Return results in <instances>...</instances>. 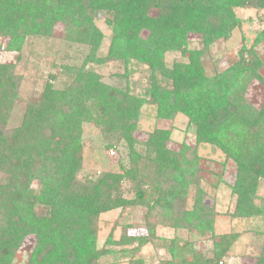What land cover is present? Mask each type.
Returning <instances> with one entry per match:
<instances>
[{
	"label": "trees",
	"instance_id": "trees-1",
	"mask_svg": "<svg viewBox=\"0 0 264 264\" xmlns=\"http://www.w3.org/2000/svg\"><path fill=\"white\" fill-rule=\"evenodd\" d=\"M237 9L264 11V0H0V37L8 39V51L20 52L27 35L52 36L57 23L65 27L66 40L89 49L84 65L61 66L66 87L46 84L13 128L7 123L21 76L13 65L0 63V264H14L28 236L36 241L25 264H99L110 253L96 248L100 215L140 206L146 208L147 237L137 239L139 246L156 237L157 227L183 229L208 235L218 264L238 237H215V214L202 202L196 153L169 150L164 130L138 141L134 135L145 101L128 88L105 84L87 64H120L123 77L131 64L147 67V101L157 117L186 115L196 144L219 149L235 165L232 217L264 218V196L258 200L256 194L264 183V102L256 110L245 97L253 81L264 85L254 51L264 41V28L224 67L212 66L209 74L203 64L212 45L241 28ZM101 16L111 33L104 55L99 52L104 35L95 24ZM190 35L199 37L200 49L188 47ZM170 52H179L186 62L167 68L164 59ZM85 126L101 131L106 149L122 144L127 164L83 179ZM191 187L196 195L187 209ZM128 193L133 196L127 198ZM124 231L115 245L135 242ZM189 247L172 241L167 264L212 263ZM254 264H264V244Z\"/></svg>",
	"mask_w": 264,
	"mask_h": 264
},
{
	"label": "rangeland",
	"instance_id": "rangeland-1",
	"mask_svg": "<svg viewBox=\"0 0 264 264\" xmlns=\"http://www.w3.org/2000/svg\"><path fill=\"white\" fill-rule=\"evenodd\" d=\"M235 13L242 20V26L236 29L228 40L219 41L210 47V53L203 59V64L209 74L212 66L221 68L228 62L234 61L238 51L242 47L249 48L258 32L264 28V11L237 9ZM95 24L104 35L99 51L100 55H104L111 33L103 16L96 19ZM64 33L65 27L57 23L52 36L27 35L22 40L20 52L8 51L6 49L8 39L0 37V63L13 65L15 73L21 76L18 99L7 123L8 128L17 127L20 124L26 104L29 101L37 102L46 84H51L57 90L66 87L69 81L67 76L61 72L62 65H84L89 53L88 47L66 40ZM198 40V36L190 35L188 47L200 49L201 45ZM254 51L261 60L262 67L259 73L264 81V41L258 44ZM164 60L167 68H170L176 61L186 62L179 52L167 53ZM85 67L99 74L105 84L117 88H128L130 94L145 101L140 109L138 131L134 135L138 141L144 142L155 130H164L169 135V150L179 152L186 149L187 152L196 153L200 189L203 193L202 202L208 208L213 209L215 214L213 226L215 237L226 234L238 235L230 247L228 256L221 258L218 264H254L257 249L264 244V218L236 219L232 217L235 197L231 193V188L235 184V165L228 161L219 149L209 144H196L195 129L186 115L176 114L171 119L157 117L156 108L147 101L149 97L147 93L151 86V73L147 67L131 64L128 67L127 76L124 77V69L120 64L110 63L101 66L87 64ZM52 75L55 76V80L50 79ZM158 79L162 80L161 77ZM245 97L250 105L258 110L264 102V85L257 80L253 81ZM105 138L99 129L84 127L85 150L81 173L83 179L88 180V176L96 178L103 171L119 170L120 162L123 165L127 164V150L124 146L119 144L116 148L106 149L108 140ZM113 144L116 142L113 141ZM256 194L258 200L263 198V182H260ZM195 195L196 190L191 187L186 200L187 209H191ZM126 196L130 198L133 195L128 193ZM259 202L257 201L258 204ZM146 215V208L141 206L122 211L116 209L100 215L96 248L110 250V253L101 257L99 264H129L130 260H136L139 264H167L170 260L171 253L168 251L172 241H175L178 246L187 243L192 252L201 253L205 256L204 260H213L210 264H215L211 249L213 241L208 235L203 237H199L196 233L190 235L183 229L157 227L156 237L139 246L137 239L147 237ZM153 220L156 221L157 218L150 219V221ZM123 231L125 236L136 239L135 242L127 246L115 245V242L121 239ZM35 241L34 236H28L23 241L15 255L14 264L26 263L28 255L35 246ZM187 253L191 258L190 251ZM190 258L187 259L190 260Z\"/></svg>",
	"mask_w": 264,
	"mask_h": 264
}]
</instances>
